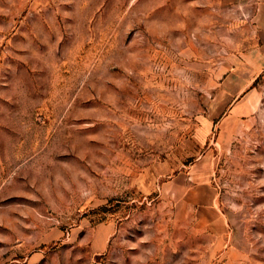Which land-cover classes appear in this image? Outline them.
Here are the masks:
<instances>
[{
	"label": "rangeland",
	"instance_id": "1",
	"mask_svg": "<svg viewBox=\"0 0 264 264\" xmlns=\"http://www.w3.org/2000/svg\"><path fill=\"white\" fill-rule=\"evenodd\" d=\"M0 264H264V0H0Z\"/></svg>",
	"mask_w": 264,
	"mask_h": 264
}]
</instances>
